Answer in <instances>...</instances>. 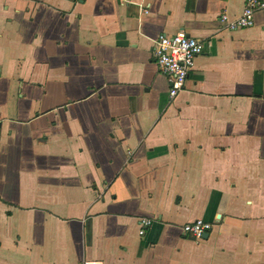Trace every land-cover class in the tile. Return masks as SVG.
I'll use <instances>...</instances> for the list:
<instances>
[{
	"label": "crops",
	"instance_id": "0c3cea01",
	"mask_svg": "<svg viewBox=\"0 0 264 264\" xmlns=\"http://www.w3.org/2000/svg\"><path fill=\"white\" fill-rule=\"evenodd\" d=\"M242 4L0 0V264H264V10L219 21ZM179 30L203 51L170 99L152 47Z\"/></svg>",
	"mask_w": 264,
	"mask_h": 264
},
{
	"label": "built area",
	"instance_id": "2783aa9c",
	"mask_svg": "<svg viewBox=\"0 0 264 264\" xmlns=\"http://www.w3.org/2000/svg\"><path fill=\"white\" fill-rule=\"evenodd\" d=\"M264 10V0H243L238 16L228 19L226 14L221 13L219 21L229 30L249 28L254 24V14ZM203 51V42L189 36L183 30L171 35L160 34L152 47V58L155 69L164 76L168 83L167 95L174 98L184 87L189 70H191L194 58ZM152 218H138L139 235L151 225ZM212 223L197 218L185 222L180 226L181 231L193 240L203 239L208 234ZM78 264H102L98 260H82Z\"/></svg>",
	"mask_w": 264,
	"mask_h": 264
},
{
	"label": "water",
	"instance_id": "95a60500",
	"mask_svg": "<svg viewBox=\"0 0 264 264\" xmlns=\"http://www.w3.org/2000/svg\"><path fill=\"white\" fill-rule=\"evenodd\" d=\"M207 236V234H204L203 238H205Z\"/></svg>",
	"mask_w": 264,
	"mask_h": 264
}]
</instances>
